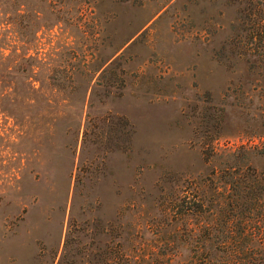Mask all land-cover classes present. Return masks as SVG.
<instances>
[{"label":"rangeland","instance_id":"374dc122","mask_svg":"<svg viewBox=\"0 0 264 264\" xmlns=\"http://www.w3.org/2000/svg\"><path fill=\"white\" fill-rule=\"evenodd\" d=\"M237 14L235 0H0V264L197 260L202 221L182 200L216 205L225 171H264V70L226 48ZM34 55L120 79L92 112L125 117L129 148L96 152L83 184L63 126L33 157L13 100Z\"/></svg>","mask_w":264,"mask_h":264},{"label":"trees","instance_id":"16d2710c","mask_svg":"<svg viewBox=\"0 0 264 264\" xmlns=\"http://www.w3.org/2000/svg\"><path fill=\"white\" fill-rule=\"evenodd\" d=\"M235 1L238 14L226 48L264 70V0ZM25 63L24 95L18 99L14 91L13 101L28 107L22 121L34 142L33 157L40 158L39 151L48 149L63 126L62 136L70 137L73 149L80 138L76 185L90 181L95 153L101 152L103 159L116 149L127 150L134 132L123 116L92 112L95 103L102 105L109 95H119L114 89L120 79L105 76L104 69L96 76L101 67L92 71L85 59L61 65L57 59L34 55ZM224 177L220 203L213 205L202 195L196 205L186 199L179 204L183 215H199L202 221L201 251L195 253L193 264H264V171L245 166L225 171Z\"/></svg>","mask_w":264,"mask_h":264}]
</instances>
